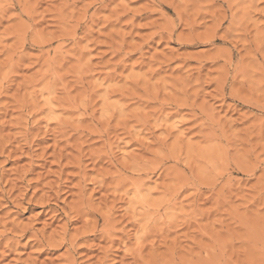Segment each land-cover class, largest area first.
<instances>
[{
    "label": "rangeland",
    "instance_id": "rangeland-1",
    "mask_svg": "<svg viewBox=\"0 0 264 264\" xmlns=\"http://www.w3.org/2000/svg\"><path fill=\"white\" fill-rule=\"evenodd\" d=\"M0 264H264V0H0Z\"/></svg>",
    "mask_w": 264,
    "mask_h": 264
}]
</instances>
